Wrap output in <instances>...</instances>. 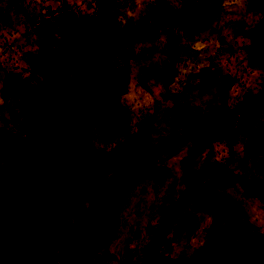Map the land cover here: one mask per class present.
Masks as SVG:
<instances>
[{
    "label": "rangeland",
    "instance_id": "1",
    "mask_svg": "<svg viewBox=\"0 0 264 264\" xmlns=\"http://www.w3.org/2000/svg\"><path fill=\"white\" fill-rule=\"evenodd\" d=\"M11 1L17 11L0 10L7 21L0 24V131L24 139L9 123L8 111L17 112L21 98L38 81L26 62L60 38L65 15L93 14L99 0ZM148 2L123 0L121 6L131 4L138 13L143 6L149 10ZM158 2L110 40L106 60L112 77L103 90L73 100L84 131L59 145V155L44 163L29 188V199L43 211L41 218L53 222L50 215L58 213L60 222L59 235L51 240L52 225L44 228L39 222L35 228L45 237L37 244L59 247L64 264H74L82 251L83 264H139L163 215L197 176L205 156L223 177L193 196L148 264H238L246 249L257 260L264 257V211L236 185L239 178L264 184L262 141L247 149L245 135L228 127L220 112L222 78L215 84L191 80L176 96L153 70L171 62L175 86L183 85L189 70L204 67L231 77L228 107L254 93L262 73L248 64V39L233 26L234 11L243 0H223L219 21L210 15L198 24L205 14L196 12L194 23L181 32ZM170 109L183 110L213 138L208 147L191 155L190 142ZM258 124L264 126V116L256 115L246 128ZM7 138L0 150L14 142ZM147 145L153 150L148 159Z\"/></svg>",
    "mask_w": 264,
    "mask_h": 264
},
{
    "label": "trees",
    "instance_id": "2",
    "mask_svg": "<svg viewBox=\"0 0 264 264\" xmlns=\"http://www.w3.org/2000/svg\"><path fill=\"white\" fill-rule=\"evenodd\" d=\"M123 0H99L96 11L89 15H65L60 38L49 49L37 51L28 62L29 72L38 77L29 95H24L17 112L8 111L9 123L19 134L0 131V143L14 138L12 144L0 150V264H64L62 251L51 245L40 246L37 241L45 235H38L37 224L50 228L51 238L59 235L60 222L58 213L41 218L43 211L28 196L29 188L34 184L38 172L45 162L54 161L59 155V145L74 133L84 131L79 120L80 111L73 100L83 95H90L104 89L112 77L107 65L106 54L109 42L126 28L140 20L141 14L151 13L158 1L164 4L172 27L179 32L193 24L194 14L203 13L198 24L208 22L206 17L213 16L219 21L225 10L223 0H150L144 11L121 6ZM233 26L238 33L245 35L248 44L245 56L248 64L262 73L258 89L252 94H244L232 107L225 103L226 93L233 83V78L217 75L207 67L189 70L184 75L183 85L175 86L172 80L174 67L167 61L154 65L153 70L163 78L167 91L179 96L191 80L198 79L206 84H215L222 78L220 89V112L227 120V125L236 133H243L247 149L264 145V126L246 128L249 120L256 115L264 116V0H243L234 11ZM58 32V30H57ZM165 77L168 78L165 80ZM179 120L182 133L190 142L191 155L208 147L213 138L204 133L202 128L194 126L183 110L170 109ZM146 158L153 155L152 147H145ZM257 150L261 152L260 146ZM264 154V152H262ZM147 169V163L142 167ZM225 169V168H224ZM223 171V170H222ZM141 173L135 174L134 179ZM216 165L205 156L201 170L191 179L181 193L169 206L160 222L158 231L149 239L142 253L139 264H148L159 244L168 234L175 217L190 202L193 196L202 191L209 183L223 177ZM236 185L241 194L255 201L264 211V184L252 182L246 178L237 179ZM86 251L79 252L74 264L84 263ZM238 264H264V257L257 260L254 254L244 250Z\"/></svg>",
    "mask_w": 264,
    "mask_h": 264
},
{
    "label": "crops",
    "instance_id": "3",
    "mask_svg": "<svg viewBox=\"0 0 264 264\" xmlns=\"http://www.w3.org/2000/svg\"><path fill=\"white\" fill-rule=\"evenodd\" d=\"M4 4L7 5V8L4 7ZM23 6L25 9H27L29 7L28 3L27 4L25 3ZM8 7H10L11 11H14L15 10L14 2L11 0L10 1L9 0H0V10L8 9ZM17 10H18V8H16L15 11H17ZM13 18H14V15H12V17L10 18V21H14L15 18L14 19ZM5 22H7V21H3L2 17H0V24L5 23Z\"/></svg>",
    "mask_w": 264,
    "mask_h": 264
}]
</instances>
